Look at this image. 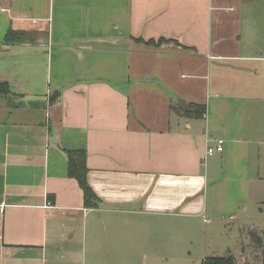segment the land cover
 <instances>
[{"label":"crops","instance_id":"obj_1","mask_svg":"<svg viewBox=\"0 0 264 264\" xmlns=\"http://www.w3.org/2000/svg\"><path fill=\"white\" fill-rule=\"evenodd\" d=\"M0 80V264H156L169 213L251 202L264 0H0ZM81 148L92 206L68 174Z\"/></svg>","mask_w":264,"mask_h":264},{"label":"rangeland","instance_id":"obj_2","mask_svg":"<svg viewBox=\"0 0 264 264\" xmlns=\"http://www.w3.org/2000/svg\"><path fill=\"white\" fill-rule=\"evenodd\" d=\"M261 166L252 177L250 204L232 219L216 218L208 211L193 216L169 213L167 254L156 264H202L207 257L229 254L238 264H259L264 255V248H259L260 242L264 246V154ZM203 216L213 221L205 222ZM176 223L180 226L173 227ZM258 237L262 241L255 243Z\"/></svg>","mask_w":264,"mask_h":264},{"label":"trees","instance_id":"obj_3","mask_svg":"<svg viewBox=\"0 0 264 264\" xmlns=\"http://www.w3.org/2000/svg\"><path fill=\"white\" fill-rule=\"evenodd\" d=\"M24 38V32L10 29L7 34L5 41L7 43L20 41ZM171 39L161 37L158 40L149 39L146 41L148 44L153 45H161ZM11 92V88L8 82L0 80V93H9ZM54 97V96H53ZM191 107L194 108L193 114L195 116H203L206 112V105L205 104H197L191 103L189 104ZM187 112V111H186ZM68 156V174L71 177H74L78 180L81 188L84 191L85 201L86 204L89 206L96 205L97 196L93 189L91 188L88 182V172L89 167L87 165V152L85 149H67L66 150ZM261 239L258 237L254 240L255 243L259 242ZM262 241V240H261ZM260 246L262 243L260 242ZM202 264H238L235 257L232 254L223 255V256H211L204 259ZM264 264V255L262 257L261 263Z\"/></svg>","mask_w":264,"mask_h":264},{"label":"built area","instance_id":"obj_4","mask_svg":"<svg viewBox=\"0 0 264 264\" xmlns=\"http://www.w3.org/2000/svg\"><path fill=\"white\" fill-rule=\"evenodd\" d=\"M214 140H215V144L207 148L206 155L203 156V161L206 160V157L214 155L215 153L218 152H222L224 150L225 139L217 137Z\"/></svg>","mask_w":264,"mask_h":264}]
</instances>
